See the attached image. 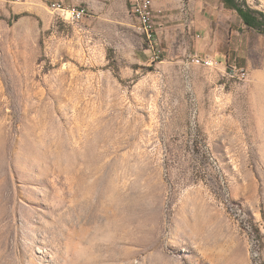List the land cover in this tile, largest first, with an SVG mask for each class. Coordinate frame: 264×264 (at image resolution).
<instances>
[{
    "label": "rangeland",
    "instance_id": "1",
    "mask_svg": "<svg viewBox=\"0 0 264 264\" xmlns=\"http://www.w3.org/2000/svg\"><path fill=\"white\" fill-rule=\"evenodd\" d=\"M52 1L0 0V264H264V31L164 0L157 59L135 0Z\"/></svg>",
    "mask_w": 264,
    "mask_h": 264
},
{
    "label": "built area",
    "instance_id": "2",
    "mask_svg": "<svg viewBox=\"0 0 264 264\" xmlns=\"http://www.w3.org/2000/svg\"><path fill=\"white\" fill-rule=\"evenodd\" d=\"M164 0H135L132 5V13L138 21V27L142 33L148 49L153 53L155 58H160L162 49L159 47L158 29L155 22V4ZM185 3V0H181ZM51 12L68 22H80L87 17L92 16L91 9L82 4H65L61 1H52L49 4ZM222 62L209 55L191 54L186 65H204L216 66ZM228 75L238 79H248V72L245 68L235 64L224 63Z\"/></svg>",
    "mask_w": 264,
    "mask_h": 264
},
{
    "label": "crops",
    "instance_id": "3",
    "mask_svg": "<svg viewBox=\"0 0 264 264\" xmlns=\"http://www.w3.org/2000/svg\"><path fill=\"white\" fill-rule=\"evenodd\" d=\"M187 2L188 13L192 15L193 12L196 13L199 21V30L203 32L204 36L211 43L213 52L223 53L219 48L221 41L226 39V43L229 44L234 39L235 33L238 32V30L232 28V24L236 21L237 16L231 14L233 17H230L225 10H235L227 8L221 0H187ZM239 21L241 22L240 26L245 27L242 18ZM221 26H227L228 28V33L225 37L222 36L223 31L220 29ZM160 39L163 38L160 37ZM203 46L202 43L199 48H203Z\"/></svg>",
    "mask_w": 264,
    "mask_h": 264
},
{
    "label": "trees",
    "instance_id": "4",
    "mask_svg": "<svg viewBox=\"0 0 264 264\" xmlns=\"http://www.w3.org/2000/svg\"><path fill=\"white\" fill-rule=\"evenodd\" d=\"M221 1L227 8L237 11L247 27L256 29L260 32L264 31V13L261 10L246 7L240 0Z\"/></svg>",
    "mask_w": 264,
    "mask_h": 264
}]
</instances>
